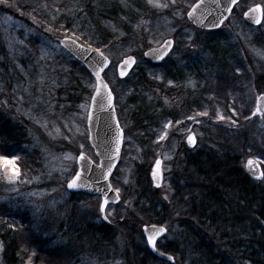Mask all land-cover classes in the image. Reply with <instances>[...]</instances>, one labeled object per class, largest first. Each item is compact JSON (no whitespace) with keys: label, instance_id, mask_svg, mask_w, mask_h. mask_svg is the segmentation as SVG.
I'll list each match as a JSON object with an SVG mask.
<instances>
[{"label":"rangeland","instance_id":"374dc122","mask_svg":"<svg viewBox=\"0 0 264 264\" xmlns=\"http://www.w3.org/2000/svg\"><path fill=\"white\" fill-rule=\"evenodd\" d=\"M67 1L68 5L65 0H0V112L25 126L20 143L6 152L0 148V156L14 160V165L0 160V264H159L145 258L142 227L154 224L137 226L146 214L141 206L146 198L162 202L161 211L170 223L160 244L186 247L180 220L188 217L186 198L191 200L190 155L218 148L221 155H235L238 168L246 173L250 158L264 172V118L252 115L264 95V15L259 26L243 17L255 5L264 9V0H241L216 33L187 19L198 0H159L166 8L154 7L149 0H107L106 6H99V0ZM113 1L121 11L137 16L135 22L120 13L117 18L102 16L101 28L111 36L108 41L98 42L80 23L68 24L76 17L89 20L86 9L109 10ZM62 38L101 51L111 61L104 78L115 95L124 141L111 177L121 202L107 208L109 222L102 219L98 196L66 189L78 171L79 154L95 164L99 158L88 128L95 80L60 46ZM170 38L172 52L152 67L144 53ZM95 43L99 46H92ZM128 56L136 57V67L120 80L117 66ZM218 75L235 77L237 90L219 89ZM142 78L140 90L147 101L140 111L148 122L140 119L131 100L134 82ZM204 112L207 115H200ZM214 126L243 131L244 136H217ZM191 134L194 148L187 145ZM159 157L163 181L153 193L147 187L149 182L153 186L152 169ZM255 181L260 182L258 188L264 187V178ZM195 256L184 254V263Z\"/></svg>","mask_w":264,"mask_h":264},{"label":"trees","instance_id":"16d2710c","mask_svg":"<svg viewBox=\"0 0 264 264\" xmlns=\"http://www.w3.org/2000/svg\"><path fill=\"white\" fill-rule=\"evenodd\" d=\"M65 4L68 5L67 0H65ZM106 5L107 0H99V6ZM86 12L89 20L85 17L84 19L76 17L68 24H82V27H86L90 33L95 35V39H100L98 42L101 43L111 38L101 28L103 17L117 18L116 13H120L125 14L130 21L135 22L137 16L136 13L128 15L125 10L121 11L119 3L116 1L112 2V8L110 7L109 10L104 8L97 13L86 9ZM95 13L99 14V18ZM213 33L216 32L213 31ZM258 40L260 39H257L256 42ZM92 46L99 45L95 43ZM152 67H158V65H152ZM216 83L221 90L231 93L237 90L235 77L226 79L218 75V78L216 76ZM134 84H136V90L131 98L132 103L138 107L140 119L142 117V120L147 121L148 118L145 120L140 111L143 103L147 101L146 95L140 90L144 85L143 78L136 80ZM155 98L157 97L155 96ZM24 127L12 122L4 113L0 112V148L6 152L11 149V146L20 143L24 135ZM214 127L216 129L214 134L217 132V136L226 132L234 138H238L240 133L244 136L243 131L237 133L236 131H229V129ZM148 134L151 141L153 132H148ZM224 145L225 143L222 142L219 146L223 148ZM205 149L193 157L190 155L189 159L187 156V171L192 174L194 172V178L187 176L189 179L187 189L191 192L189 195L191 200L186 198L188 217L180 220V226L183 230L181 234L184 236L186 247L181 248L175 244L163 245L159 242L158 248L162 252L172 255L175 259L174 263H169L154 256L149 251L145 238L142 237L145 258L150 256V259L158 261L159 264H264V187L258 188L260 182L252 179L240 167L238 168L235 155L234 158H229L231 154L221 155L222 153H219L218 148L212 147L211 152ZM188 151L191 153L189 149ZM148 184L147 189L153 192L152 184L150 182ZM178 191L181 192L180 189ZM227 193L235 194L236 198H233L231 194L227 199ZM161 206L162 202L158 204L156 198H146L141 206V211L144 210L146 214L142 222L138 221L137 226L150 223L167 227L170 222L161 211ZM195 227L197 228L195 229ZM19 241L21 240L19 239ZM98 243L102 244L103 239L98 238ZM184 254L190 257L197 256L184 263Z\"/></svg>","mask_w":264,"mask_h":264},{"label":"water","instance_id":"95a60500","mask_svg":"<svg viewBox=\"0 0 264 264\" xmlns=\"http://www.w3.org/2000/svg\"><path fill=\"white\" fill-rule=\"evenodd\" d=\"M241 0H237V3L233 4L231 0H204L201 4L200 0L196 2L191 9L188 11L192 12L193 7L196 4H200V7L193 14V18H189L187 13V19L197 28L205 31H212L221 28L223 23L231 16L232 11L235 6ZM257 7L263 9L261 5H255L251 7L248 11L244 13V19L251 25L259 26L262 23L263 15L260 12L253 11ZM227 8H231V12L226 11ZM226 17V19H224ZM223 19V23L219 24L218 27H214V24H218L219 20ZM256 20H260V23L257 24ZM72 38H62L59 40L60 46L65 49L68 53H70L75 59H77L80 63H82L88 72L91 74L93 79L95 80V91L92 97L96 96V87L98 86V81L95 73L99 71L100 67L103 66L102 63L98 64V61L102 62V57L99 55L101 51L94 50L92 48L86 47L81 43L77 42L76 44H71ZM64 41L68 42L69 46H65ZM172 41V45L169 48L167 46V42ZM174 48V40L167 39L160 46L151 48L144 53V57L147 61H149L153 65H158L163 62L169 54L172 52ZM167 52L165 55L164 53ZM105 56V55H104ZM163 57V58H161ZM135 63H132V61ZM127 61V63H125ZM137 63V59L134 56H128L123 58V60L117 66V76L120 80L126 79L135 69ZM111 66V61L107 58V66L103 67V71L100 72V77L103 80L104 84H107V89L100 86L101 93L106 97L107 91L111 90L112 93V107H104L101 108L99 105L93 108V102L91 98L89 113H88V128H89V141L94 149V152L99 158V163L95 164L88 155L83 154L86 159L85 161H80L79 156L77 157V165L78 171L77 173L81 174V181L79 183L84 186L78 187L76 189H69L66 187L69 193H82L86 195L98 196L101 200L100 212L103 221L108 222V218L105 219L107 208L111 205H118L121 201L120 196L117 198L116 191L111 185V177L118 166L121 160L123 143L120 145L119 155L115 153L116 147V139L121 133V126L117 116V110L115 105V95L104 78V73ZM126 73L125 75H121V73ZM264 96V95H261ZM260 96V97H261ZM259 97V98H260ZM257 99V106L259 105L262 110H264V101ZM99 100L100 98L97 97ZM104 104H107V100H104ZM89 114H91V119H89ZM123 134V132H122ZM191 137H195L194 134L190 135ZM189 136V137H190ZM188 137V138H189ZM124 141V135H123ZM196 141V139H195ZM196 144V142H195ZM187 145L189 148H194L195 145L189 143V139H187ZM157 161L160 162V168H156ZM251 161V165L249 164ZM111 164L112 167L110 169L111 175H107L109 171L108 165ZM103 165V167H101ZM246 170L247 173L255 180L261 181L263 178H259L261 172H263L261 165L253 158H250L246 162ZM76 173V174H77ZM153 187L155 189H159L161 187L163 181V160L162 158H158L153 166L152 174H151ZM68 184V183H67ZM159 185V186H158ZM109 186H111V190H109ZM105 197L108 198V205L104 208V211H101V207L104 205ZM155 226V227H153ZM161 228L166 229L163 235L157 237V244L160 240H162L168 233V230L165 226L160 225H144L142 227L143 235L146 239L147 246L149 251L155 255L156 257L168 261L170 263H174L175 259L173 256L163 253L161 255V251L158 250L157 246L154 250L152 245L148 242L149 236L153 235L155 232H158ZM171 257L172 259H169Z\"/></svg>","mask_w":264,"mask_h":264},{"label":"snow or ice","instance_id":"6c2138e0","mask_svg":"<svg viewBox=\"0 0 264 264\" xmlns=\"http://www.w3.org/2000/svg\"><path fill=\"white\" fill-rule=\"evenodd\" d=\"M171 2L173 4L176 3V0H171ZM204 2V0H200V3L202 4ZM231 2L233 4L237 3V0H231ZM149 3L152 4V6L154 7H158V8H166L168 7L167 4H161L159 3V0H149ZM200 7V4H196L193 9H192V12H189L188 15H189V18H193V14L196 12V10ZM231 8H227L226 11H229L231 12ZM253 11H256V12H260L262 15H264V9H261L259 7H257L256 9H253ZM226 19V17L224 18ZM223 23V19L219 20L218 24H214L213 26L214 27H218L219 24H222ZM256 23L259 24L260 23V20H256ZM64 44L65 46H69L68 45V42L67 41H64ZM71 44H76V41L73 40L71 41ZM172 45V41H168L167 42V46L170 48ZM165 55L167 54V52L164 53ZM99 55L103 58L102 59V62L101 61H98L97 63L100 64L102 63L103 66L100 67L99 71H97L95 73L96 77H97V81H98V86L96 87V96L95 97H92V102H93V108L97 105H99L101 108H104V107H112V93H111V90H108L107 91V96L105 97L101 91H100V86H102L103 88L107 89V84H104L103 83V80L102 78L100 77V72L103 71V67H106L107 66V57L104 56V53L103 52H100ZM262 55V58H264V54H261ZM163 58V57H161ZM127 63V61L125 62ZM132 63H135V61L133 60ZM126 73L122 72L121 75H125ZM97 97H99L100 99L98 100ZM107 100V104L105 105L104 104V100ZM260 100L264 101V96H261L259 98ZM83 107V105L81 106ZM260 115L261 118H264V110H262V108L258 105L257 108H256V111L252 113L253 116H256V115ZM200 115H207V112H204V113H200ZM89 119H91V114H89ZM191 119H194V117H191ZM220 119H224L223 116L220 117ZM166 135V133H165ZM164 137L162 136L161 139H163ZM189 143L192 144V145H195V137H189ZM123 143V134H122V130H121V133L120 135L117 137L116 139V147H115V153L117 155H119V152H120V145ZM65 159H72L71 156H66ZM86 157L83 155V154H80L79 156V160L80 161H85ZM0 160L4 161L6 164H13L14 165V160H8L5 156H0ZM251 161H249V164L251 165ZM101 167H103V165H101ZM112 165L109 164L108 165V169L109 171L107 172V175H111V169ZM156 168L159 169L160 168V162L157 161L156 163ZM15 171V176L18 177L19 176V170L18 168H15L14 169ZM259 178H264V172H261L260 174V177ZM82 177H81V174L80 173H77L74 175V177L68 182L67 184V187L69 189H76L78 187H82L84 186L83 184L79 183L81 181ZM9 182L11 183H14L15 180L13 178H9ZM159 186V185H158ZM109 190H111V186H109ZM116 196L117 198L119 197V190H116ZM108 205V198L105 197L104 199V205L101 207V211H104V208ZM105 219H107V217H105ZM155 227V226H153ZM166 231V229H163L161 228L158 232H155L153 235L149 236V243L152 245L153 249L155 250L156 249V246H157V237L158 236H161L163 235V233ZM161 255H163V253L161 252L160 253ZM169 259H172L171 257H169Z\"/></svg>","mask_w":264,"mask_h":264},{"label":"flooded vegetation","instance_id":"af4514ba","mask_svg":"<svg viewBox=\"0 0 264 264\" xmlns=\"http://www.w3.org/2000/svg\"><path fill=\"white\" fill-rule=\"evenodd\" d=\"M253 179V178H252ZM159 249V248H158Z\"/></svg>","mask_w":264,"mask_h":264}]
</instances>
